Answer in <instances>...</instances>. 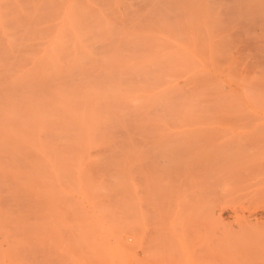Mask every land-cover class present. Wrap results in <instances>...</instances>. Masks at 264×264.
Returning a JSON list of instances; mask_svg holds the SVG:
<instances>
[{"label": "rangeland", "instance_id": "rangeland-1", "mask_svg": "<svg viewBox=\"0 0 264 264\" xmlns=\"http://www.w3.org/2000/svg\"><path fill=\"white\" fill-rule=\"evenodd\" d=\"M87 1L80 0L75 6V12L83 17L81 20L75 13L79 18L77 26L83 22L81 26L93 28L92 32L99 31V26L105 24L99 14L94 15L100 18L99 23L98 19L93 20L94 16L86 15L89 14L85 13L89 6ZM65 2L0 0V71L6 72L5 68L16 71L19 65V70L31 66L35 53L42 51L59 27L64 11L68 10ZM89 2L96 11L107 13L112 23L121 22L120 27L113 23L116 28L111 34L118 44L111 41V45H106L110 49L104 45L105 54L115 56L106 62L103 60L107 65L100 58L102 63L98 60L95 64L99 72L92 70L97 71L93 82L98 85L95 86L104 87V81H108L98 73H103L106 67L111 69L109 63L113 61L111 70L117 77H112L118 79L122 71L118 80L123 88L126 86L116 93L131 92L127 93L129 96L121 93L125 106L123 103L119 106L118 117L125 122L119 123L118 119L117 125H102L107 129L99 130L96 144L99 146H94L97 151L105 150L103 158L116 150L115 157L113 155L107 164H103V159L102 164H0V264H264V239H261L264 238V0ZM124 30L128 32L121 37ZM93 34L86 35L88 42L93 41V38L89 40ZM95 35L94 40L100 36ZM86 37L82 38L85 45L88 44ZM95 41L89 42L90 45L99 42L97 49L93 46L95 50L103 47L100 38ZM12 44L18 50L14 46L15 51L11 50ZM101 48L98 52L105 55V49ZM119 52L122 55L119 56ZM132 54L135 55L129 57L131 62H124ZM62 55L60 59L64 58ZM114 62H118L117 65ZM145 65L149 67L144 68ZM42 66L40 64L42 68L47 65ZM40 67L35 68L38 71ZM134 67L137 77H131ZM124 69L126 78L129 74L126 81ZM111 70L108 71L112 73ZM15 71L7 73L11 79L17 76ZM38 72L35 74L39 77L32 73V78L38 80L32 82L39 87V79L41 82L46 79L40 78ZM141 72L144 76L139 78ZM0 74L1 82L10 78L6 73ZM56 78L50 77L55 85ZM138 79L145 80V88ZM50 82L44 83L50 86ZM42 88L39 89L43 92L47 89L46 93L51 92L50 88ZM137 89H141L140 92ZM25 106L20 108L25 109ZM115 112L117 115V110ZM110 125L113 130L108 129ZM175 137L180 140L177 142ZM177 146L180 147L177 149ZM170 152L178 158L177 162ZM177 152H185L179 155L183 156L182 160ZM123 153L125 158L130 155V163L136 162L114 164L118 161L116 157H123ZM200 153H206L205 158ZM208 154L209 160L214 158L210 162L206 158ZM204 159L207 164L201 163L202 168L200 162ZM158 160H165V164ZM184 163L193 164V168L185 167ZM206 172L213 176L207 177Z\"/></svg>", "mask_w": 264, "mask_h": 264}, {"label": "bare ground", "instance_id": "bare-ground-1", "mask_svg": "<svg viewBox=\"0 0 264 264\" xmlns=\"http://www.w3.org/2000/svg\"><path fill=\"white\" fill-rule=\"evenodd\" d=\"M65 1V0H64ZM80 0H78V2H77V0H66V2L64 3V4H67V6H68V10H65V8H64V16L63 17H61V21H60V25H59V27H57V29H56V32H55V34H53V37H51L50 38V41H48L47 43H46V45L44 44V46L45 47H43V49H42V51L40 50L39 51V53H35V58H32L33 60L35 59V61H32L29 65H31V66H27L26 65V67H28V68H24V69H22V68H20V70H19V66H17L18 67V70L16 69V71H15V69H14V71H15V76L16 77H13L12 79H11V75L10 74H12V73H14V71L12 70V69H10L9 70V68H5V70H6V72L5 71H0V73L2 72V76H4V75H6L8 72L10 73V74H7L8 76L7 77H10V78H7L8 79V81H7V79H6V81L8 82H6L5 81V79H3V81L2 82H6L7 84H4L3 83V85L2 86H4L5 88H3L1 85H0V102H2V104L0 103V164H102V161L104 162L103 164H107L108 162V160H110L111 161V157L113 156V157H115V154H114V152L116 151V150H114L113 151V153H112V151H111V153L109 154V153H107V151H106V153H107V155H106V157H102V155L104 156V151L105 150H101V151H99V149H98V151H97V149H94V146L97 144V141H99L98 140V138H97V135H98V132H99V130L100 129H102V127H104V130L105 129H107L106 127L107 126H102V125H104V124H106V125H109L110 123H111V125H112V123H114L115 125H117V122H118V119H119V123H122V122H125V120L124 121H122L121 122V119L123 120V118H119L120 116V114H121V112H120V114H119V111H121L120 110V107L119 106H121L122 104L121 103H123V105H124V96H126L127 95V93H129V92H126V94L124 93V91L123 92H121V93H124L125 95L124 96H122V94L120 93V94H117L116 92H119V91H122V84H121V81H119L120 79H121V73H122V71L120 72V74H118V71L116 72V74H118V76H120L118 79H114L112 76L115 74V71H112L111 69H114V67H112L113 66V61H112V63L110 62L109 63V65L111 66V69H108V67H106L105 69H104V71H103V69H102V72L103 73H101V71H100V73H98V74H101V75H99L101 78H103V80L105 79V80H107L108 82L107 83H105V81H104V84H103V86L104 87H102V86H100L99 85V87L98 86H95L96 84L98 85V83H96L95 84V82H93V81H96V80H94V78L96 77L94 74H96L97 75V71L99 72V69L98 68H96V66L97 65H95L97 62H98V60H99V62L102 60V62H103V60H105V62H106V60L108 61V60H111V57H113V56H115L114 54H112V53H110V55L112 54L113 56H108L109 55V53H108V55L107 54H105V53H107L106 51V49L104 48V45H105V47H106V45L108 44V46H109V44L111 45L112 43H111V41H113V37L111 36V34H114V32H112L116 27V21H115V23L114 24H116V25H114L113 23H112V21H111V19L109 18V17H107L106 15H107V13H106V15H105V13H103L102 11L100 12H98V11H96V9H95V7H94V5H92L91 4V2H89V0L87 1V3H89V6H88V9L86 10V12L85 13H89V14H86V15H90V17H92V16H94L95 14H99L101 17L100 18H102V24H105V25H101V26H99V28L101 27L102 29H103V27L102 26H105L104 27V29L102 30L101 28V31H100V29H99V31L97 30L96 31V29L94 30L95 32H92V30L91 29H93V28H89L90 29V31H89V29L88 28H86V27H88V26H86V25H83V26H81L82 25V23H80L81 25H78L77 26V24H79V23H77V19H79V18H76L75 16V13H77V16H79L80 17V15L78 14V12L76 11L75 12V6L78 4V3H80L79 2ZM63 7L65 6V5H62ZM63 7H62V9H63ZM33 8V7H32ZM67 8V7H66ZM85 13H83V15H85ZM137 14V13H136ZM25 15V14H24ZM23 15V17L25 18V16ZM82 15V14H81ZM31 16H32V14H31ZM36 16V15H35ZM59 16V15H58ZM95 16H98V15H95ZM94 16V17H95ZM132 16H133V14H132ZM28 17V16H27ZM57 17V16H56ZM111 17V16H110ZM135 17V16H134ZM35 18V17H34ZM81 18H83V17H80V19ZM93 18V17H92ZM100 18H96L95 17V19H93V20H96V19H98L97 21V23H99V19ZM27 19V18H26ZM25 19V20H26ZM91 19V18H90ZM128 19V18H127ZM131 19V18H130ZM56 20H58V17L56 18ZM82 20V19H81ZM114 20V19H113ZM116 20V19H115ZM134 20V19H133ZM34 21V20H33ZM45 21V20H44ZM80 21V20H79ZM86 21H87V19H86ZM128 21V20H127ZM29 22V21H28ZM49 22H51V20L49 21ZM56 22V21H55ZM18 23V22H17ZM21 23V22H20ZM46 23V22H45ZM48 23V22H47ZM86 23V22H85ZM100 23V24H101ZM123 23V22H122ZM25 24V23H24ZM93 24V23H92ZM99 24V25H100ZM120 24H121V22H119L118 21V25H117V27H120ZM98 25V24H97ZM32 26V25H31ZM49 26V25H48ZM57 26V25H56ZM89 26H91V25H89ZM93 26V25H92ZM96 26V25H95ZM23 27V26H22ZM53 27V26H52ZM81 27H82V29H81ZM45 28V27H44ZM78 28H80V29H78ZM97 29H98V27H96ZM5 29V28H4ZM34 29V28H33ZM43 29V28H42ZM86 30V32H88V33H86V32H84L85 30ZM117 29H119V28H117ZM116 29V30H117ZM41 30V29H40ZM39 30V31H40ZM44 30V29H43ZM120 30V29H119ZM23 31V30H22ZM81 31H82V33H81ZM37 32H38V30H37ZM94 33V34H96L95 35V37H97V36H99V38H100V42H101V46H103L102 48L101 47H98L99 49L101 48V50L104 48L105 49V52H103L105 55H103V54H101L100 55V53L98 52V50H95L94 49V47L96 46V45H98L99 44V42H98V44H93V45H90V43L89 42H93V41H95L94 40V34H93V37H89V40L91 39V38H93V41H92V39L88 42L87 40V37H86V35L87 34H89V36L91 35V33ZM128 32V31H127ZM127 32H125V30H124V32L122 33V36L121 37H123V34H127ZM36 33V32H35ZM13 34V33H12ZM18 34V33H17ZM43 34V33H42ZM49 34V33H48ZM117 34V33H116ZM130 34V33H129ZM136 34V33H135ZM5 35H6V31H5ZM4 35V36H5ZM9 35V34H8ZM27 35V34H26ZM83 35V36H82ZM84 35H85V41H87L88 42V44L90 45V46H94L93 48L92 47H90L88 44L87 45H85L84 44V40H82V38H84ZM140 35V34H139ZM22 36V35H21ZM32 36V35H31ZM48 36V35H47ZM50 36V35H49ZM48 36V37H49ZM137 36V35H136ZM141 36V35H140ZM103 37V38H102ZM116 37V36H115ZM114 37V38H115ZM120 36H118V37H116V38H119ZM125 37V36H124ZM128 37V36H127ZM138 37V36H137ZM7 38H9V36H7ZM98 38V39H99ZM104 39L103 40V42H106L105 44L104 43H102V39ZM132 38V37H131ZM135 38V37H134ZM10 39V38H9ZM28 39V38H27ZM48 39V38H47ZM97 39V40H98ZM123 39V38H122ZM141 39V38H140ZM14 40V39H13ZM12 40V41H13ZM21 40V39H20ZM44 40V39H43ZM96 40V41H97ZM133 40L134 39H130V41H132L133 42ZM139 40V39H138ZM11 41V40H10ZM18 41V40H17ZM16 41V42H17ZM31 41V40H30ZM29 40H27V42H30ZM95 41V42H96ZM114 41H115V39H114ZM113 41V42H114ZM124 41H126V40H124ZM129 41V40H128ZM127 41V42H128ZM135 41V40H134ZM14 42V41H13ZM20 42V41H19ZM86 42V43H87ZM94 42V43H95ZM117 42V41H116ZM116 42H114V43H116ZM131 42V43H132ZM3 43H5V42H3ZM97 43V42H96ZM119 43H123V42H120L119 41ZM126 42H124V44H125ZM128 43H130V42H128ZM128 43L126 44V45H128ZM139 43H140V41H139ZM139 43H138V45H139ZM14 44V43H13ZM12 44V49L11 50H14L13 49V45ZM18 44V43H17ZM20 44V43H19ZM117 44H118V42H117ZM133 44H136L135 42L133 43ZM132 44V45H133ZM22 45V44H21ZM21 45H19L20 47H21ZM39 45V44H38ZM116 45V44H115ZM5 46V45H4ZM7 46V45H6ZM10 46V45H9ZM35 46V45H34ZM37 46V45H36ZM35 46V47H36ZM40 46V45H39ZM42 46H43V44H42ZM114 46V45H113ZM117 46V45H116ZM134 46V45H133ZM14 47H16V46H14ZM24 47V46H23ZM28 47V46H27ZM26 47V48H27ZM127 47V46H126ZM17 48V47H16ZM30 49H32L31 47H29ZM96 49H97V47H95ZM107 48V47H106ZM112 48V47H111ZM118 48H120V47H118ZM117 47H116V49H118ZM132 49H133V47H131ZM137 48H138V46H137ZM3 49V48H2ZM8 49V48H7ZM19 49H21V48H19ZM38 49H39V47H38ZM107 49H110V47H108ZM125 49V48H124ZM123 49V50H124ZM17 50H18V48H17ZM32 50H34V49H32ZM36 50V49H35ZM123 50H121L122 52H123ZM127 50V49H126ZM138 50V49H137ZM139 50H141V49H139ZM2 51V50H1ZM7 51V50H6ZM15 51V50H14ZM117 51V50H116ZM120 51V50H119ZM120 51V52H121ZM128 51H129V47H128ZM127 51V53H129ZM132 51H135V47H134V50H132ZM142 51V50H141ZM140 51V52H141ZM21 52H23V50L21 51ZM41 52V53H40ZM100 52H102V51H100ZM112 52V51H111ZM119 52V56L120 55H122L121 53ZM124 52H125V50H124ZM123 52V53H124ZM34 53V52H33ZM31 54V55H34V54ZM134 53V52H133ZM5 54V53H4ZM8 54V53H7ZM13 54V53H12ZM18 54V53H17ZM62 54H64V58L63 59H65V56H66V59L64 60L65 62V64L63 63V59H60L61 57V55ZM136 54V53H135ZM134 54V55H135ZM139 54V53H138ZM15 56H16V54H14ZM108 56V58H107V56ZM133 54L132 55H129L128 56V60H124V62L126 61H130L131 62V58H129V57H132V56H134ZM140 55H144V54H142V53H140ZM4 56V55H3ZM13 56V55H12ZM17 56H19V55H17ZM16 56V57H17ZM63 56V55H62ZM106 56V57H105ZM117 56V55H116ZM125 56V55H124ZM124 56H122V57H124ZM9 57H10V55H9ZM14 57V56H13ZM141 57V56H140ZM140 57H137V58H140ZM3 58V57H2ZM22 58V57H21ZM29 58H30V56H29ZM100 58H101V60H100ZM135 58V57H134ZM134 58H132V61L134 60ZM143 58V57H142ZM5 59V58H4ZM13 59H15V58H13ZM18 59V58H17ZM113 60L115 59L116 60V57L115 58H112ZM119 59H121L120 57H119ZM146 59V58H145ZM6 60H8V59H6ZM16 60V59H15ZM23 60V59H22ZM25 60V59H24ZM31 60V59H30ZM30 60H28L29 62H30ZM114 60V61H115ZM136 60H138V59H136ZM141 60V59H140ZM144 60V59H143ZM150 60H152V59H150ZM4 61V60H3ZM14 61V60H13ZM19 61V60H18ZM147 61H148V59H147ZM63 64H62V63ZM102 62H100V63H102ZM120 62V61H119ZM123 62V63H124ZM129 62V63H130ZM137 62V61H136ZM139 62V61H138ZM141 62L142 63H144L142 60H141ZM146 62V61H145ZM13 64L15 63V62H12ZM28 63V62H27ZM32 63L34 64L33 66H32ZM116 63H118V62H116ZM115 62H114V64H116ZM12 64V65H13ZM40 64H41V66L44 64V65H47V66H44L45 68H42V67H40ZM103 64H106V63H104L103 62ZM128 64V63H127ZM140 64V63H139ZM98 65H100L99 63H98ZM107 65V64H106ZM117 65V64H116ZM119 65V64H118ZM122 65V64H121ZM124 66H125V64H123ZM134 65V64H133ZM136 65V64H135ZM137 65H138V63H137ZM154 65V64H153ZM11 66V65H10ZM36 66H38V67H40L41 69H42V71L41 72H38L39 70H41L40 68H38L39 70L37 71V69L35 68ZM91 66H92V69H91ZM94 66V67H93ZM102 66V65H101ZM109 66V67H110ZM144 66V65H143ZM142 66V67H143ZM149 66H150V64H149ZM149 66H147V65H145V67L144 68H148ZM24 67V66H23ZM103 67H105V66H103ZM117 67V66H116ZM119 67H121V66H119ZM3 68V67H2ZM11 68V67H10ZM16 68V67H15ZM132 68V67H131ZM135 68V67H134ZM143 68V69H144ZM91 69V70H90ZM97 70L96 71V73L95 72H93L92 70ZM101 69V68H100ZM106 69H108V70H111L112 71V73L110 72V71H108V70H106ZM116 69V68H115ZM129 69V68H128ZM140 69H142V68H140ZM151 69V68H150ZM1 70V69H0ZM12 70V71H11ZM47 70V71H46ZM94 70V71H95ZM120 70H122V69H120ZM132 70V69H131ZM138 70V69H137ZM152 70V69H151ZM150 70V71H151ZM45 71V72H44ZM106 71V72H105ZM127 71V70H126ZM136 71V68L133 70V74H131V77H132V75H134V76H136L137 75V73L135 72ZM149 71V72H150ZM6 74H5V73ZM18 72V73H17ZM36 72H38V74H40V78H43L44 80L46 79V81H43V82H41L40 80L41 79H39V87L37 86V83H34V82H36V81H38V80H36L35 81V79H33L32 78V73H34V75H36L35 73ZM59 72H61L60 74H59V76H57L58 75V73ZM64 72V73H63ZM108 72V73H107ZM125 72V69H124V71H123V73ZM128 72H129V70H128ZM132 72V71H131ZM130 72V73H131ZM139 72V71H138ZM148 72V71H147ZM4 73V74H3ZM17 73V74H16ZM42 73V74H41ZM106 73V74H105ZM126 73L127 72H125V74L123 75V76H125L124 78H126ZM136 73V74H135ZM62 74H66V75H62ZM105 75V77H103V75ZM149 74V73H148ZM140 76H139V78L140 77H143L144 76V72H143V74H142V72H141V74H139ZM141 75H143V76H141ZM153 75V74H152ZM37 77H39L38 75H36ZM36 76H33L34 78L36 77ZM54 76H55V78H56V76H57V78H59V77H61V78H59L58 80H59V83L60 84H58V81H57V78L55 79V81H56V85H55V82H54V79H52V81L54 82V83H51L52 81H51V79H50V77H52V78H54ZM114 76H116V75H114ZM128 76H129V74L127 75V78L124 80V81H126L127 79H129L128 78ZM146 76V75H145ZM63 77V78H62ZM100 77H98V78H100ZM117 77V76H116ZM137 77V76H136ZM0 78H1V74H0ZM97 78V77H96ZM123 77H122V79H124ZM151 78H153V77H151ZM155 78V77H154ZM37 79V78H36ZM48 79V80H47ZM50 79V80H49ZM142 79H144V78H142ZM9 80H12V81H9ZM32 80L34 81V82H32ZM62 80V81H61ZM112 80V81H111ZM115 80H117V81H119L118 83L119 84H121V86H119V84L118 83H116L117 81H115ZM135 80V79H134ZM141 80V79H140ZM145 80H146V78H145ZM145 80L144 81H139V79L137 80L138 82H139V84H142L143 86H144V82H145ZM150 80V77H149V79L147 80V82L146 83H149L148 81ZM47 81H51L50 82V86H49V84L48 85H45V83L47 84ZM124 81H123V83H124ZM151 81H152V79H151ZM1 81H0V84L2 83ZM10 82H11V86H10ZM45 82V83H44ZM98 82V81H97ZM141 82V83H140ZM33 83L36 85H33ZM112 83V84H111ZM130 83H131V81H130ZM135 83V82H134ZM8 84H9V86H8ZM32 84V85H31ZM42 84V86H43V88H45L46 86H49V87H46V88H50L51 86H52V84H54L55 86H54V88L53 87H51L50 88V90H51V92H52V95H50L49 96V94H51V92L49 91L48 93H46L47 92V90H46V92H45V95H47L48 94V96L46 97L45 95H44V92L42 91V90H40L39 88H41L42 86H40ZM125 84H126V82H125ZM138 84V83H137ZM5 85H7V86H5ZM29 85H30V87H29ZM58 85V86H57ZM116 85V86H115ZM128 85H131V84H128ZM147 85V84H146ZM119 86V87H118ZM132 86H133V84H132ZM135 86V85H134ZM133 86V87H134ZM138 86V85H137ZM140 86V85H139ZM143 86H141L142 88H145V86L143 87ZM148 86V85H147ZM103 88V89H101V88ZM122 87V88H121ZM132 87V88H133ZM136 87V86H135ZM141 87H139V88H141ZM149 87V86H148ZM42 88V89H43ZM45 88V89H46ZM124 88H126V86L124 85ZM123 88V89H124ZM130 88H131V86H130ZM129 88V90H131L132 91V89H130ZM136 88H138V87H136ZM141 88V89H142ZM153 88V87H152ZM7 91V93H6V91ZM8 89V90H7ZM34 89V90H33ZM120 89V90H119ZM140 89V90H141ZM147 89H149V88H147ZM151 89V88H150ZM154 89V88H153ZM5 92H4V91ZM36 90H40L39 92H37ZM127 90V89H126ZM125 90V91H126ZM140 90H138L137 89V91H139L140 92ZM3 91V92H2ZM29 91V92H28ZM31 91V92H30ZM33 91V92H32ZM34 91H36V96H35V94H33L34 93ZM41 91H42V93H41ZM154 91V90H153ZM153 91H152V93H153ZM134 92V91H133ZM135 92H136V90H135ZM134 92V93H135ZM143 91H141V93H142ZM148 92H150V90L148 91ZM31 94V95H29V94ZM42 95H41V94ZM116 93V94H115ZM32 94H33V96H32ZM39 94V95H38ZM129 94H131V92L129 93ZM144 94V93H143ZM45 97H44V96ZM121 95V96H120ZM140 95V94H139ZM43 96V97H42ZM127 96H129V95H127ZM132 96H134V94L132 95ZM142 96V95H141ZM146 96H147V94H146ZM150 96H151V94H150ZM51 97V98H50ZM138 97V96H137ZM144 97V96H143ZM22 98H24V99H22ZM111 98H113L112 100H111ZM130 98H131V96H130ZM138 98H141V97H138ZM152 97H150V99H151ZM19 99H21V100H19ZM128 99H129V97H128ZM145 99V98H144ZM6 100V101H5ZM16 100V101H15ZM138 100V99H137ZM142 101H143V99H141ZM140 100V101H141ZM154 100V99H153ZM18 101V103L19 104H17L16 102ZM26 102V101H28L30 104H28V102L27 103H24L25 105H27V106H25V105H23L22 104V102ZM112 101V102H111ZM114 101H116V102H114ZM133 101H135L136 102V100L134 99ZM139 101V100H138ZM20 102H21V104H20ZM117 102H119V103H117ZM132 102V101H131ZM152 102V101H151ZM3 103H5V104H7L6 106H2L3 105ZM142 103V102H141ZM140 103V104H141ZM145 103V101L142 103V104H144ZM12 105L11 107H8L9 105ZM15 104H16V106H15ZM128 104V103H127ZM136 104H137V102H136ZM139 104V106H141ZM25 106L26 108L24 109H22V108H20L21 106ZM125 106V105H124ZM136 106H138V104L136 105ZM140 108V107H139ZM141 109V108H140ZM142 109H144L143 107H142ZM117 110V112H118V114L116 115V111ZM122 112H123V109H122ZM126 113V112H125ZM136 115V114H135ZM142 115V114H141ZM119 116V117H118ZM143 116H144V114H143ZM118 117V118H117ZM138 117H140V115L138 116ZM138 120V119H137ZM113 121H115V122H113ZM142 121V120H141ZM118 123V125H120ZM127 123V122H126ZM126 123H125V125H126ZM113 124V125H114ZM138 124V123H137ZM137 124H135V125H137ZM111 125L109 126V127H111ZM123 125V124H122ZM124 125V127L126 128V126ZM114 127V126H113ZM116 127V126H115ZM131 128V127H130ZM142 128H143V126H142ZM108 129H111V130H113L112 129V127L111 128H108ZM123 129V128H122ZM103 130V129H102ZM117 130H119V128L117 129ZM126 130V129H125ZM140 130V129H139ZM112 132V134H113V131H111ZM110 132V133H111ZM116 132V131H115ZM126 132H127V130H126ZM119 133V132H118ZM128 133V132H127ZM126 133V134H127ZM153 134V133H152ZM101 135V134H100ZM125 135V134H124ZM128 135V134H127ZM126 135V136H127ZM132 135V134H131ZM130 135V136H131ZM138 135V134H137ZM154 136H156L155 134H153ZM171 135V134H170ZM151 136V135H150ZM159 136V135H158ZM173 137L172 138H174V135H172ZM111 137V136H110ZM120 137V136H119ZM122 137V136H121ZM125 137V136H124ZM134 137V136H133ZM164 137V136H163ZM180 137V136H179ZM183 137V136H182ZM154 139H155V137H153ZM161 138V137H160ZM167 139L169 138L170 140H172L171 139V137L169 136H167L166 137ZM188 138V137H187ZM111 139H113V141H114V138H112L111 137ZM153 139V140H154ZM168 139V140H169ZM175 139H176V137H175ZM186 139V138H185ZM196 139V138H195ZM108 140V139H107ZM120 140V139H119ZM158 140V139H157ZM156 139H155V142L157 141ZM163 140V139H162ZM174 140V139H173ZM177 140H180V139H176V141ZM67 141V145L65 144V142ZM104 141V140H103ZM110 141V140H109ZM129 141V140H128ZM138 141V140H137ZM164 141V140H163ZM165 141H166V139H165ZM175 141V143H177ZM198 143H200L199 141H198V139L196 140ZM196 141H194V143L196 142ZM105 142V141H104ZM103 142V143H104ZM112 142V141H111ZM115 142V141H114ZM131 143H133L132 141H130ZM146 142V141H145ZM174 142V141H173ZM184 142H186V140L184 141ZM188 142V141H187ZM71 143V144H70ZM101 143H102V141H101ZM103 143H102V145H103ZM107 143V142H106ZM119 143V142H118ZM124 143V142H123ZM123 143H121L122 145H123ZM126 143V142H125ZM131 143H130V145H131ZM152 143V142H151ZM150 143V144H151ZM159 143V142H158ZM157 142H156V144L157 145H159V146H161L160 144H158ZM168 143H169V141H168ZM191 143V142H190ZM98 144H100V142H98ZM178 144V143H177ZM105 145V144H104ZM117 145V144H116ZM141 145V144H140ZM143 145V144H142ZM155 144H153V146H154ZM190 145V144H189ZM96 146H99V145H96ZM112 146V145H111ZM124 146V145H123ZM127 146V145H126ZM135 146V145H134ZM192 146V145H191ZM103 147V146H102ZM131 147V146H130ZM146 147V146H145ZM144 147V148H145ZM178 147H180V146H177V149H178ZM97 148H99V147H97ZM123 148V147H122ZM121 148V149H122ZM134 148V147H133ZM137 147H135L134 149H136ZM138 148H140V147H138ZM141 148H143V146L141 147ZM143 148V149H144ZM149 148H150V146H149ZM154 148H155V146H154ZM172 148H174V147H172ZM182 148H184L183 146H182ZM186 148V147H185ZM199 148V147H198ZM201 148V147H200ZM204 148V147H203ZM202 148V149H203ZM100 149H102L101 148V146H100ZM106 149H108V148H106ZM120 149V148H119ZM128 149V148H127ZM130 149V148H129ZM147 149V148H146ZM152 149V148H151ZM158 149V148H157ZM175 149V148H174ZM194 149H197L196 147L194 148ZM206 149H208V148H206ZM205 149V150H206ZM149 150V149H148ZM147 150V151H148ZM155 150V149H154ZM160 150V149H159ZM158 150V151H159ZM209 150V149H208ZM212 150V149H211ZM211 150H209V151H211ZM219 149H217V150H215V152L216 151H218ZM123 151H127V150H123ZM131 151V150H130ZM140 151V150H139ZM143 151H145V150H143ZM152 151V150H151ZM179 151V150H178ZM183 151V150H182ZM193 151V150H192ZM198 151H199V149H198ZM208 151V152H209ZM212 151H214V150H212ZM121 152V151H120ZM135 152V151H134ZM136 152H137V150H136ZM142 152V151H141ZM155 152V151H154ZM153 152V155H155V153ZM207 152V151H206ZM131 153V152H130ZM148 153V152H147ZM171 153V152H170ZM169 153V154H170ZM176 153V152H175ZM180 153V152H179ZM178 152H177V154H178V156L180 155H183V154H185V152L184 153H180L179 154ZM198 153V152H197ZM210 153V152H209ZM214 153V152H213ZM225 154H226V152H224ZM126 154H128V153H126ZM142 154H143V152H142ZM161 154V153H160ZM165 154V153H164ZM173 153H171V155H172ZM204 154H206V153H204ZM204 154H201L200 153V155L203 157V155ZM217 154H218V152H217ZM217 154H215V155H217ZM220 154V153H219ZM228 154V153H227ZM232 154V153H231ZM230 154V155H231ZM116 155H118V154H116ZM123 157H116V160H117V158H118V161H116L114 164H133L134 162H136L135 160H133V163H130L129 161V154L126 156V158H125V156H124V153L123 154H121ZM146 155V154H145ZM198 155H199V153H198ZM197 155V156H198ZM210 155L213 157L214 155L212 154V152L210 153ZM221 155V154H220ZM229 155V154H228ZM108 156V157H107ZM161 157H162V154L160 155ZM172 156H174L175 157V155H172ZM171 156V157H172ZM179 156V158L182 160V158H183V156H182V158ZM208 156H209V154L208 155H206V158H208ZM222 156V155H221ZM227 156V155H226ZM225 156V157H226ZM102 157V158H101ZM171 157H169V159L171 158ZM185 157V156H184ZM193 157V156H192ZM195 157V156H194ZM194 157H193V159H194ZM202 157H201V159H202ZM212 157H211V159L209 160V158L207 159L209 162L211 161V160H213L212 159ZM215 157V156H214ZM230 157H234V158H236L235 156H230ZM132 158V157H131ZM157 158H160V157H157ZM168 158V157H167ZM203 158H205V156L203 157ZM224 158V155H223V157H222V159ZM233 158V159H234ZM103 159V160H102ZM133 159H134V156H133ZM156 159V158H155ZM163 159V158H162ZM168 159V160H169ZM176 159H178V158H176L175 157V159L173 158V161L175 160V162H177V160ZM198 159V158H197ZM196 159V160H197ZM200 159V160H201ZM219 161H220V159L219 158H217ZM217 159H215V161H217ZM102 160V161H101ZM139 160V159H138ZM146 160H148V159H146ZM166 160V159H165ZM165 160H160L161 162L163 161H165ZM167 160V161H168ZM172 160V159H171ZM185 160V159H184ZM183 160V161H184ZM190 160H192V159H190ZM195 160V162H197ZM199 160V161H200ZM203 160V159H202ZM224 160V159H223ZM230 160H231V158H230ZM140 161H142L141 159H140ZM154 161V160H153ZM157 161V160H156ZM159 161V160H158ZM160 161H159V163H160ZM178 162H180V161H178ZM186 162V161H185ZM192 162H194V161H192ZM204 162H206V164H207V161H205V159H204V161L203 162H200V165H202L201 163H204ZM208 162V163H209ZM222 162V161H221ZM156 163V162H155ZM199 163V162H198ZM197 163V164H198ZM220 163V162H219ZM223 163V162H222ZM222 163H220V165H222ZM227 164V165H229L228 164V162H225L224 161V164ZM230 163V162H229ZM234 163H236V162H234ZM110 164V163H109ZM138 164V163H137ZM143 164V163H142ZM158 164V163H157ZM163 164H165V162L163 163ZM171 164V163H170ZM177 164V163H176ZM180 164V163H179ZM185 164V163H184ZM225 164V165H226ZM233 164V163H232ZM237 164V163H236ZM193 165V164H192ZM190 163H188V164H185V167H189V166H192ZM209 165V164H208ZM218 166H219V164H217ZM194 166H196V163H195V165ZM203 166V165H202ZM210 166V165H209ZM223 166V165H222ZM233 166V165H232ZM232 166H229V167H231L232 168ZM234 166H235V164H234ZM211 167V166H210ZM214 167H216L215 165H214ZM223 167H226V166H223ZM235 167H237V165L235 166ZM192 168H193V166H192ZM202 168H204V166L202 167ZM201 169V168H200ZM206 169V168H205ZM210 169V168H209ZM214 169V168H213ZM216 169H219V167H217ZM233 169H234V167H233ZM187 170V169H186ZM207 170V169H206ZM223 170H224V168H223ZM204 171V170H203ZM213 171V170H212ZM212 171H210V172H212ZM231 171V170H230ZM208 172V171H207ZM207 172H206V174H207ZM215 172H217V171H215ZM227 172V171H226ZM225 172V173H226ZM235 172V171H234ZM208 174H209V172H208ZM208 174H207V177H211V176H213V175H211V176H208ZM223 175V174H222ZM224 176V175H223ZM235 176H237V175H235ZM206 177V176H205ZM232 177V176H231ZM210 179V178H209ZM214 179V178H213ZM231 179V178H230ZM208 180V179H207ZM211 180V179H210ZM210 180H208V181H210ZM258 229H256V231H257ZM259 231V230H258ZM248 233H249V231H248ZM259 234H260V231L258 232ZM257 233V234H258ZM252 234V233H251ZM256 234V235H257ZM254 235V234H253ZM252 235V236H253ZM260 236H263V235H260ZM259 238H261V237H259ZM261 239H264L263 237L261 238ZM264 241V240H263ZM263 245H264V242H263Z\"/></svg>", "mask_w": 264, "mask_h": 264}]
</instances>
